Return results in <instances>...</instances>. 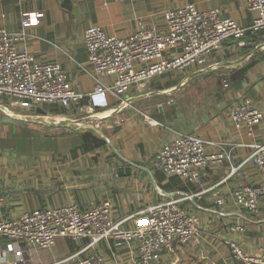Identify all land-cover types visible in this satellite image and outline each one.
<instances>
[{
	"label": "crops",
	"instance_id": "crops-1",
	"mask_svg": "<svg viewBox=\"0 0 264 264\" xmlns=\"http://www.w3.org/2000/svg\"><path fill=\"white\" fill-rule=\"evenodd\" d=\"M186 3L218 9L245 27L257 16L247 0H0V27L23 30L19 46L40 60L61 62L72 87L82 94L79 101L59 108L0 99V106L17 119L5 121L6 114L0 119V185L5 187V192L0 189L5 193L0 217L73 201L85 208L110 200L115 220L133 228L150 204L177 198L199 232L186 244L177 242L173 249L161 251L153 264H246L232 256V240L247 253L260 254L264 202L257 214H250L231 193L242 184L261 181L246 158L252 143L264 142V117L249 135L235 127L228 111L235 101L248 98L264 113L263 44L240 56L251 45L238 46L237 38L230 37L205 63L132 86L123 102L111 92L90 98L96 79L87 62L88 26L101 25L119 36L135 31L139 21L165 30V11ZM259 53L263 55L248 63ZM102 77L112 84V76ZM141 110L159 123H147ZM182 132L200 135L211 142L209 151L229 156L207 166L195 182L155 168L157 150ZM6 241L0 236V264L21 259L4 253ZM89 242L87 237L60 235L47 249L24 245L19 264H84L81 259L94 250L104 264H131L137 256L135 243L118 245L110 239L88 247Z\"/></svg>",
	"mask_w": 264,
	"mask_h": 264
},
{
	"label": "built area",
	"instance_id": "built-area-1",
	"mask_svg": "<svg viewBox=\"0 0 264 264\" xmlns=\"http://www.w3.org/2000/svg\"><path fill=\"white\" fill-rule=\"evenodd\" d=\"M248 7L257 11L253 23L240 25L230 16H222L218 9L201 10L195 3H186L165 11V30L156 25L146 26L139 21L130 34H110L101 25H90L84 41L96 83L90 98H105L112 93L123 102L132 86H141L153 77L172 70L182 71L194 64H202L218 51L230 37L242 38L248 32L264 30V0H247ZM33 16L25 17L23 25ZM25 38L23 30L11 31L0 27V98L24 100L34 105L51 104L68 107L79 101L82 94L74 89L68 72L58 60H40L19 42ZM171 51V53H169ZM113 77L107 84L102 75ZM224 84L227 86L228 81ZM145 121H159L141 110ZM235 127L253 135L263 117V110L248 98L235 101L228 111ZM100 122L97 123V126ZM210 141L195 133L182 132L168 140L152 158L155 168L169 175H177L187 182L202 179V171L222 162L229 154L208 150ZM246 161L257 168L261 181L242 184L231 196L247 213L257 214L264 202V142L255 141ZM236 169V168H235ZM223 203L222 198H218ZM4 196L0 192V207ZM110 200L88 207L69 202L55 207L25 211L15 217H0V236L7 238L4 253H13L23 260L24 245L47 249L60 235L74 239L89 238V246L101 240H115L118 245L136 244L137 256L131 264H153L161 251L186 244L199 232L195 220L179 206V199L167 198L150 204L146 216L133 228H126L115 220ZM237 228H240L238 226ZM17 243H21L17 245ZM232 256L246 264H264V238L260 254L253 256L236 240L230 242ZM19 260L8 264H19ZM84 264H104L96 250L81 259Z\"/></svg>",
	"mask_w": 264,
	"mask_h": 264
},
{
	"label": "rangeland",
	"instance_id": "rangeland-1",
	"mask_svg": "<svg viewBox=\"0 0 264 264\" xmlns=\"http://www.w3.org/2000/svg\"><path fill=\"white\" fill-rule=\"evenodd\" d=\"M241 25V24H240ZM249 33V32H248ZM247 33V34H248ZM251 33H253V32H251ZM246 34V35H247ZM245 35V37H242V38H240V39H235V41L237 40V42H238V46H242V47H246V44H249V41L250 42H252L250 45V47H248V48H246V49H244L243 51H238L239 52V54H240V56L241 55H243L244 53H246L249 49H251V48H253V47H256V46H258L259 45V43H261V45L262 46H264V41H259V40H255V39H253V36L252 37H248V35L246 36ZM223 45V44H222ZM217 52V51H216ZM238 52L236 53V55H239L238 54ZM215 53V52H214ZM213 53V54H214ZM212 55V54H211ZM210 55V56H211ZM188 68H190V67H188ZM188 68H186V69H184L185 71L186 70H188ZM184 70H182V71H177V70H172V71H169V72H165V73H163V74H166V73H172V74H175V73H181V72H183ZM163 74H161V75H163ZM179 76L181 75V74H178ZM160 75H157V76H155V77H153L150 81H148V82H146L145 84L147 85V84H149V83H151V82H153L154 80H155V78L156 77H159ZM145 85V86H146ZM147 87V86H146ZM0 99H7V98H0ZM9 100V99H8ZM15 103H18V101L17 102H15ZM0 104H1V101H0ZM30 104H32V103H30ZM33 106H41V105H34V104H32ZM43 105V104H42ZM56 108H59V107H61V106H55ZM6 111H8V112H6ZM9 112H11V110H4L3 108H2V106H0V119L2 118V116L4 115V114H9ZM210 146V145H209ZM1 186V185H0ZM0 189L1 190H3L4 192H5V187H4V185H2L1 187H0ZM0 190V192L3 194V196H4V198H5V193L3 192V191H1ZM74 202V201H73ZM97 204V203H96ZM153 204V203H152Z\"/></svg>",
	"mask_w": 264,
	"mask_h": 264
},
{
	"label": "trees",
	"instance_id": "trees-1",
	"mask_svg": "<svg viewBox=\"0 0 264 264\" xmlns=\"http://www.w3.org/2000/svg\"><path fill=\"white\" fill-rule=\"evenodd\" d=\"M247 35H248V37H252L253 36V39H255V40L264 41V30H261V31H258V32H253V33L249 32ZM251 43L252 42L249 41V44H246V46H249ZM262 55H263V53H259V55L257 54L248 63L254 62L257 59L256 57L262 56Z\"/></svg>",
	"mask_w": 264,
	"mask_h": 264
},
{
	"label": "water",
	"instance_id": "water-1",
	"mask_svg": "<svg viewBox=\"0 0 264 264\" xmlns=\"http://www.w3.org/2000/svg\"><path fill=\"white\" fill-rule=\"evenodd\" d=\"M3 119H4L5 121H14V122L17 121L16 118L11 117L9 114H6V115L3 117ZM69 120H70V121H73V120H71V119H69Z\"/></svg>",
	"mask_w": 264,
	"mask_h": 264
}]
</instances>
